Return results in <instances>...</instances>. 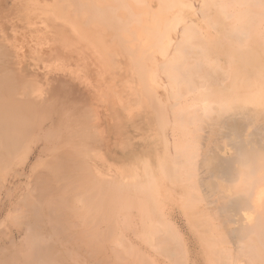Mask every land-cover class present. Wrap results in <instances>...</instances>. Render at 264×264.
Instances as JSON below:
<instances>
[{
	"label": "bare ground",
	"instance_id": "bare-ground-1",
	"mask_svg": "<svg viewBox=\"0 0 264 264\" xmlns=\"http://www.w3.org/2000/svg\"><path fill=\"white\" fill-rule=\"evenodd\" d=\"M190 261L264 264V0H0V264Z\"/></svg>",
	"mask_w": 264,
	"mask_h": 264
},
{
	"label": "rangeland",
	"instance_id": "rangeland-1",
	"mask_svg": "<svg viewBox=\"0 0 264 264\" xmlns=\"http://www.w3.org/2000/svg\"><path fill=\"white\" fill-rule=\"evenodd\" d=\"M1 4H2V2H1ZM21 5V4H20ZM19 11V10H18ZM21 11V10H20ZM21 13H22V11H21ZM23 14H24V12H23ZM10 18H12V17H10ZM13 20H14V18H13ZM150 102V101H149ZM164 131L166 130L167 132H168V130H167V126L166 127H164V129H163ZM168 134H169V132L167 133V136H168ZM136 142L138 143V140H136ZM103 144V143H102ZM157 150V148H155V151ZM120 151V150H119ZM121 152V151H120ZM157 153H158V151H157ZM169 153V149H167V151H165L164 153H163V157H164V155H167ZM159 155H160V153H159ZM162 159H160L159 158V161H158V163H155V165H153V167H152V164L151 163H149L148 164V167H146L144 170H146V174L145 173H143V174H145L146 176H147V178L149 177V174L151 173V167L152 168H160L161 167V161ZM160 162V163H159ZM151 167H150V166ZM145 166V165H144ZM16 168H19V167H16ZM142 168H143V166H142ZM140 169H141V167H140ZM140 169H138V171H139V173L141 172V170ZM150 169V170H149ZM143 170V169H142ZM143 170V171H144ZM142 171V172H143ZM145 172V171H144ZM138 174V173H137ZM142 174V173H141ZM131 181V180H130ZM136 181V179L133 181V182H135ZM6 225V224H5ZM177 226H178V228H180L179 230H180V233H182V236H184L183 238L185 239V241H190V239H191V232H190V230H189V228L188 227H183L184 226V223L182 222V221H177ZM2 228V227H1ZM188 236V237H187ZM190 236V237H189ZM136 241V240H135ZM141 240H139V242H140ZM133 242H134V240H133ZM137 242H138V240H137ZM135 243V242H134ZM144 250H146V249H148L149 251L147 252V257H148V259L149 260H152V261H156V259H157V256L154 254V252L151 250V249H149V248H147L145 245H143V244H139ZM190 246V245H189ZM191 247V246H190ZM192 248V247H191ZM191 248H190V250H191ZM193 248H195V247H193ZM151 253V254H150ZM150 254V255H149ZM152 256V257H151ZM149 257H151V258H149ZM190 264H191V261H190Z\"/></svg>",
	"mask_w": 264,
	"mask_h": 264
}]
</instances>
